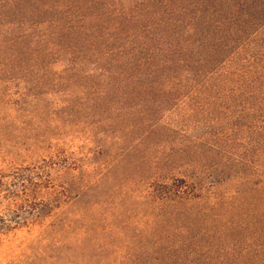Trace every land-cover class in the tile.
<instances>
[{
	"label": "rangeland",
	"instance_id": "rangeland-1",
	"mask_svg": "<svg viewBox=\"0 0 264 264\" xmlns=\"http://www.w3.org/2000/svg\"><path fill=\"white\" fill-rule=\"evenodd\" d=\"M28 62L40 81L17 80L0 45V264H264L251 225L246 236L213 227L196 256L186 227L165 218L172 204L154 193L198 181L238 209L239 225L230 103L210 97L201 110L182 95L134 97L108 81H44L65 76L64 63H45L40 78L44 63Z\"/></svg>",
	"mask_w": 264,
	"mask_h": 264
},
{
	"label": "trees",
	"instance_id": "trees-1",
	"mask_svg": "<svg viewBox=\"0 0 264 264\" xmlns=\"http://www.w3.org/2000/svg\"><path fill=\"white\" fill-rule=\"evenodd\" d=\"M0 45L17 80L40 81L31 58L44 63L40 78L45 63H64L65 76L44 81H108L134 97L182 95L201 110L210 97L230 103L239 114V225L238 209L206 197L196 177L154 193L172 204L162 216L186 227L196 256L223 223L245 236L251 225L264 256V0H0Z\"/></svg>",
	"mask_w": 264,
	"mask_h": 264
}]
</instances>
